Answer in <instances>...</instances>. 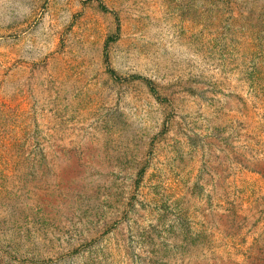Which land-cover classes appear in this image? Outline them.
<instances>
[{
    "label": "rangeland",
    "instance_id": "374dc122",
    "mask_svg": "<svg viewBox=\"0 0 264 264\" xmlns=\"http://www.w3.org/2000/svg\"><path fill=\"white\" fill-rule=\"evenodd\" d=\"M0 264H264V0H0Z\"/></svg>",
    "mask_w": 264,
    "mask_h": 264
}]
</instances>
